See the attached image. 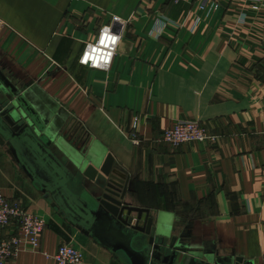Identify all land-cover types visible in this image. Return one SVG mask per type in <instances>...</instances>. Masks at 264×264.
<instances>
[{"label":"crops","instance_id":"obj_1","mask_svg":"<svg viewBox=\"0 0 264 264\" xmlns=\"http://www.w3.org/2000/svg\"><path fill=\"white\" fill-rule=\"evenodd\" d=\"M212 1L0 0V72L49 129L77 127L112 153L130 178L128 199L165 229L264 264V7L218 0L195 25ZM114 16L129 23L111 68L82 66ZM160 17L183 25L157 33ZM181 119L203 122L218 142H163ZM0 189L47 220L40 249L4 264H56L64 243L83 251L82 264H123L55 211L1 144Z\"/></svg>","mask_w":264,"mask_h":264},{"label":"water","instance_id":"obj_2","mask_svg":"<svg viewBox=\"0 0 264 264\" xmlns=\"http://www.w3.org/2000/svg\"><path fill=\"white\" fill-rule=\"evenodd\" d=\"M90 142L77 127L49 129L0 72V144L70 225L123 264H255L165 229L150 209L128 199L130 178L113 154L103 157Z\"/></svg>","mask_w":264,"mask_h":264},{"label":"built area","instance_id":"obj_3","mask_svg":"<svg viewBox=\"0 0 264 264\" xmlns=\"http://www.w3.org/2000/svg\"><path fill=\"white\" fill-rule=\"evenodd\" d=\"M251 5L254 11H260L264 7V0H246ZM218 0H213L209 4H201L200 10L202 15L195 17V25L206 20L212 11L219 8ZM247 19L246 14H242L241 21L245 22ZM129 20H124L119 16H114L111 23L105 24L100 27L97 38L86 45L79 63L82 66L108 71L116 56L119 53V47L126 31ZM0 25L3 21L0 20ZM173 25L178 28L182 27V23L174 22L166 17H160L157 21V33H162L166 26ZM109 28V35L117 36V41L113 44L109 42L104 51H110L112 54L109 62H101L96 66L95 62L89 59L82 62V57L86 50L91 51V47L99 45V40L105 28ZM137 119L134 122V130L137 129ZM135 142H140L136 133L132 134ZM161 140L173 146H180L185 143L201 142V143H216L218 136L210 133V129L206 124L197 120L181 119L176 122L172 127L165 129L161 136ZM11 226H15V230H10ZM47 227V220L44 216L33 213L24 208L19 203H13L0 189V264H4L10 259H14L22 251L24 247L30 248L32 251L40 249L41 236ZM48 257L50 255L47 254ZM56 264H82L84 261V254L80 248H77L71 243H64L60 246L58 252L51 256Z\"/></svg>","mask_w":264,"mask_h":264},{"label":"clouds","instance_id":"obj_4","mask_svg":"<svg viewBox=\"0 0 264 264\" xmlns=\"http://www.w3.org/2000/svg\"><path fill=\"white\" fill-rule=\"evenodd\" d=\"M109 31L110 29L107 27L103 30V34L99 40V45L91 47V51L86 50L82 57V62H86L91 59L95 62L96 66H99L101 62H109V58L112 53L110 51H104V48L107 47L109 42L114 44L118 39L117 36L109 35Z\"/></svg>","mask_w":264,"mask_h":264}]
</instances>
